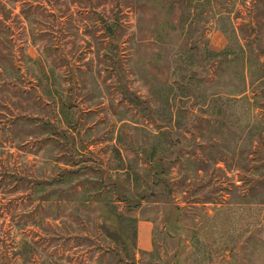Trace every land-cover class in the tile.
<instances>
[{
	"label": "rangeland",
	"instance_id": "rangeland-1",
	"mask_svg": "<svg viewBox=\"0 0 264 264\" xmlns=\"http://www.w3.org/2000/svg\"><path fill=\"white\" fill-rule=\"evenodd\" d=\"M0 264H264V0H0Z\"/></svg>",
	"mask_w": 264,
	"mask_h": 264
}]
</instances>
